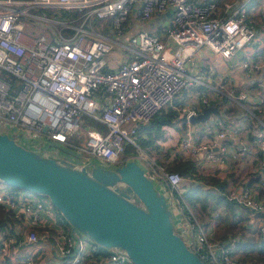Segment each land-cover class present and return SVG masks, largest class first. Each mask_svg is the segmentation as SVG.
<instances>
[{
	"label": "built area",
	"instance_id": "2783aa9c",
	"mask_svg": "<svg viewBox=\"0 0 264 264\" xmlns=\"http://www.w3.org/2000/svg\"><path fill=\"white\" fill-rule=\"evenodd\" d=\"M263 8L264 0H0V71L17 79H0V126L78 152L83 165L137 161L175 212L176 232L205 264H261L238 256L241 234L209 238L185 196L187 181L198 179L173 166L192 161L199 174L224 179L244 162L253 178L231 188L228 199L248 210L247 219L261 220L264 233V27L252 16ZM76 9L84 13L81 26L59 15ZM34 20L53 24L55 42L27 31ZM127 30L130 54L114 67L107 59L113 38ZM205 49L226 64L238 61L239 89L214 73ZM207 107L219 114L194 123ZM158 117H180V137L170 123L145 131ZM143 142L158 148L162 162L142 151ZM0 225V264H134L77 233L47 197L1 182Z\"/></svg>",
	"mask_w": 264,
	"mask_h": 264
},
{
	"label": "water",
	"instance_id": "95a60500",
	"mask_svg": "<svg viewBox=\"0 0 264 264\" xmlns=\"http://www.w3.org/2000/svg\"><path fill=\"white\" fill-rule=\"evenodd\" d=\"M211 113L218 108L193 122L206 123ZM52 145L78 160L37 152L0 131V182L47 197L71 227L134 264H205L176 232L175 212L137 161L83 165L77 152Z\"/></svg>",
	"mask_w": 264,
	"mask_h": 264
},
{
	"label": "trees",
	"instance_id": "16d2710c",
	"mask_svg": "<svg viewBox=\"0 0 264 264\" xmlns=\"http://www.w3.org/2000/svg\"><path fill=\"white\" fill-rule=\"evenodd\" d=\"M83 14L84 13H82L78 9L74 10L73 14L63 10H61L59 13L62 19H73V23L75 26L82 25L84 19ZM145 28L152 29L153 27L148 26ZM157 32H159V30ZM73 34L74 31L64 30V36L67 38L72 37ZM1 78L13 84H15L17 81L16 77L4 70L0 71V79ZM162 118L166 117L156 118L151 123V125H148L144 130L148 131L149 129L152 130L153 128H159L163 123ZM86 123L101 131L108 130L106 125L89 117L86 118ZM173 170L180 172L182 175H184L185 178L191 177L196 180L199 178L203 179L204 184L197 183L198 186H196V184L190 186L188 192L185 194L186 199L189 202V207L206 226H209V224H211L208 220H212L214 223H217L220 226L225 225L224 227H226V231L220 234V238H227V233L230 230H233L238 222L239 210L242 212H245L246 210L245 208L238 205L235 201L228 199L230 189L239 185L237 181L238 177L235 175H230L224 179H220L214 176H205L203 174H199L197 167L192 161L180 162L177 165L173 166ZM189 183L191 185V183L193 182L189 181ZM207 187L209 188V191H213L217 194L215 199H211V201L214 200L213 202H210V199H207L206 197H204V195H200L201 193L199 191H206ZM200 203H203L202 207L204 208V210L207 209V215H210V217H204L203 209H201L202 207ZM211 209L213 210L211 211ZM216 214L218 215L216 216ZM244 238L245 242L243 243V245H240L238 247V250H240L244 254V256L240 257L250 258L258 263L264 264V256L262 255V253L264 252V233H261L260 229H257L253 235L244 234ZM257 248H259L261 252L258 255H254L253 251Z\"/></svg>",
	"mask_w": 264,
	"mask_h": 264
},
{
	"label": "rangeland",
	"instance_id": "374dc122",
	"mask_svg": "<svg viewBox=\"0 0 264 264\" xmlns=\"http://www.w3.org/2000/svg\"><path fill=\"white\" fill-rule=\"evenodd\" d=\"M45 13L47 14L48 18L52 19V14L50 12V9H46ZM100 22H101L102 27H104V29H105L103 31L104 35L105 36L111 35L112 34V32L110 31L111 27L110 26L106 27L102 21H100ZM48 24H50V25H48ZM166 25H168V22L165 23V26ZM59 27L63 28V26H61V25ZM27 31L30 32L31 34H33L34 36L42 37L46 42H49V43L50 42H55L56 32L54 30L53 24L50 23V22H46L44 20H34V21L28 23ZM132 36H133V32L127 30V31H125V34H124L123 37H121V38H113V43L112 44L114 46V49L121 55H129L130 52H129V50L127 48H125V46L129 45V43H130L129 40L132 38ZM116 41H118L123 46L122 47L117 46ZM119 48H120V50H119ZM203 64L206 65L207 61H204ZM214 73L216 75L219 74L216 69L214 70ZM235 115H236V111L232 114V117H234ZM162 121H163V123L161 124V126H163L166 123H170L174 128L177 129V131H178L177 134L180 137V134L182 133V128L178 127V125H179L178 123L181 121L180 117L162 118ZM0 131H1V133H8L11 137H13L21 145H23V146H25L27 148H33L34 150L36 149L37 152H40V153H43V154H44V152H48L49 154L56 155L59 158L62 157L64 159H71V161H76L77 160V159H75V157L71 156L70 154H67V153L63 152L62 150H60L56 146H53L52 144H43L42 141H40V140H37V144H36L35 139H33L31 136L26 135V134H22L23 136L21 137L20 135L14 133V132L17 131L16 128H13V130L10 131L7 127H3V126L1 127L0 126ZM148 131H151V129H149ZM81 134L82 133H78V135H81ZM163 134L167 135L168 133L165 132ZM78 135H77V137H75V141H78ZM160 145H162V143H160ZM141 147L143 149L142 151L147 152L149 155L152 154L154 157H156V159L159 162H162L161 157H160L161 154L157 150L158 148L156 149V147L150 146L148 142L141 143ZM163 147H164V145H163ZM159 150H161V147H159ZM139 152H140L139 150L135 151L134 154H139ZM134 154H133V152L129 151V152H127L126 155H127V158H133L132 156H134ZM165 161H166V158L164 159L163 162H165ZM121 165L122 164H120L119 166H121ZM198 181L200 183L204 184L203 179L199 178ZM199 182H197V183H199ZM185 183H186V181H185ZM186 184H187V187L195 185V183H191V185H190L189 181H187ZM196 186H198V185L196 184ZM196 186H194V187H196ZM208 187L206 188V191H199V192L201 193L200 195H204V197H206L207 199H210V202H213L214 200L211 201V199H215L217 194L215 192H213V191H209ZM187 203H189V202L187 201ZM200 204H201V207H202L203 203H200ZM201 209H203V215H204L205 218L210 217V215H207V212H208L207 209L204 210L203 207ZM212 210L213 209H211V211ZM246 212L247 211L242 212V211L239 210V212H238L239 213V215H238V222L239 223L238 224L240 226H239V229H236V230H238L241 235L242 234L246 235L247 233L249 235H253L254 228H253V230H249V229H251V227H249V229H248V227H242L241 226V224H242L241 221H244L246 224L249 223V221H250L249 218L248 219L244 218V216H247V214H248V213L246 214ZM208 221H209V223H211V225L209 227H207L208 232H209V238L211 240L221 239V238L216 239L217 238L216 236H219L221 234L220 233V234L217 235V227H218L217 225L218 224L214 223L212 220H208ZM255 222H257V221H255ZM235 227H236V225H235ZM74 230L77 233H80L77 229L74 228ZM220 230H223V229H220ZM260 252H261V250L259 248H257L256 250L253 251L254 255H258V254H260ZM262 255L264 256V252L262 253ZM248 259H250V258H248ZM250 260H252V259H250Z\"/></svg>",
	"mask_w": 264,
	"mask_h": 264
},
{
	"label": "crops",
	"instance_id": "0c3cea01",
	"mask_svg": "<svg viewBox=\"0 0 264 264\" xmlns=\"http://www.w3.org/2000/svg\"><path fill=\"white\" fill-rule=\"evenodd\" d=\"M220 3H222V2H225V1H227V0H218ZM253 10H255V9H253ZM253 18L255 19V23L259 26V27H264V24L262 25V22H264V8H263V10H262V12H259V11H256V12H254L253 13ZM151 23L152 22H150L149 24H146L145 25V27H148V26H150L151 25ZM155 23V22H154ZM156 24V23H155ZM97 26L98 27H101L102 25H101V23H97ZM157 26H155V28H156ZM160 28V27H159ZM101 29H102V33H103V31L105 30L103 27H101ZM133 29H135V27H133L132 28V30ZM131 30V31H132ZM201 54H204V55H206L207 57H208V59L209 60H211L214 64H215V66H213L214 67V70L216 69L217 70V72L219 73L217 76H219V75H222V74H224V75H227L228 77H229V80L230 81H233L234 82V85H235V87H236V89H239L240 87H239V85H238V82L239 81H244L245 79L244 78H242L241 77V70H240V68H238L236 65L238 64V61H235L234 63H233V65H229V64H226L224 61H223V59L220 57V56H218V55H216V54H214L212 51H210L209 49H205L203 52H201ZM125 56L126 55H121V54H119L115 49H113V51L108 55V57H107V59H108V61L114 66V67H116V66H119L120 64H121V61L125 58ZM211 61H209V63H211V64H213ZM213 64V65H214ZM260 80H262V77H261V79ZM204 111V110H203ZM212 114L213 113H211V116H212ZM233 122H235V121H233ZM196 124H205V123H196ZM252 124H254V123H252ZM256 125V124H255ZM145 141V140H144ZM201 157H202V155H200ZM243 166H245V163L244 162H242V164H241V167L240 168H238L236 171H235V173H232V174H230V175H235V176H237L238 177V184L239 185H241V184H243L244 182L246 183L249 179H251V178H253V175L250 173V171L248 170V167H244L243 168ZM261 171H263V169L261 170ZM229 175V176H230ZM228 177V176H227ZM243 209V208H242ZM246 211V210H245ZM247 212H248V210H247ZM247 212H246V214H247ZM244 218L245 219H247L246 218V216H244ZM239 222H237V224H236V227H234V229L233 230H230L228 233H227V235H240V233H239V231L238 230H236V229H239V224H238ZM241 226L242 227H248V229H249V227H251V229H249V230H253V228H254V232H253V234L256 232V230L258 229V227H259V225H260V223H261V221L260 220H258L257 222H255V219H253V221H249V223H245L244 221H241ZM248 224H249V226H248ZM253 224V225H252ZM211 224H209V226H210ZM218 227H217V235L218 234H222V233H224L225 231H226V227H224L225 225H217ZM220 229H223V230H220ZM248 230V231H249ZM246 235H249L248 233L246 234ZM242 236H244V234H242ZM217 238H220V235L219 236H216ZM239 249V248H238ZM238 256L240 257V256H244V254L240 251V250H238ZM241 258V257H240ZM241 259H245V258H241Z\"/></svg>",
	"mask_w": 264,
	"mask_h": 264
}]
</instances>
